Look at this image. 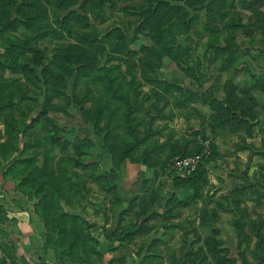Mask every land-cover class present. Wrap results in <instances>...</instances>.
<instances>
[{"label":"rangeland","instance_id":"1","mask_svg":"<svg viewBox=\"0 0 264 264\" xmlns=\"http://www.w3.org/2000/svg\"><path fill=\"white\" fill-rule=\"evenodd\" d=\"M0 62L37 264L40 196L92 264H264V0H0Z\"/></svg>","mask_w":264,"mask_h":264},{"label":"crops","instance_id":"2","mask_svg":"<svg viewBox=\"0 0 264 264\" xmlns=\"http://www.w3.org/2000/svg\"><path fill=\"white\" fill-rule=\"evenodd\" d=\"M2 172L0 169V260H5V264L11 262L7 252L10 248L16 264H37L36 260L41 258L37 252L41 251L43 241L33 222L31 203L27 200L28 207L24 203L19 207L7 198L1 187L4 182Z\"/></svg>","mask_w":264,"mask_h":264},{"label":"trees","instance_id":"3","mask_svg":"<svg viewBox=\"0 0 264 264\" xmlns=\"http://www.w3.org/2000/svg\"><path fill=\"white\" fill-rule=\"evenodd\" d=\"M0 66L4 67L5 65L0 62ZM3 94L0 91V122L1 124L6 128L7 131H9V126L13 130L12 122L14 123V105L7 99L3 100ZM8 111L6 115H3V112ZM16 149L10 148V151H15ZM128 149L126 151L124 156L128 154ZM9 149H7V144L4 142H0V160L3 161L5 157H7L10 153ZM36 153H34V156ZM33 159H24V161L31 162ZM26 178H28V175H25ZM29 179V178H28ZM28 182V181H27ZM50 188V186H48ZM46 197L40 196L38 205L41 207L42 212V218L45 224H48L49 227H52L56 232H58V238L53 239L54 245H47L53 248L54 252L56 254H60L65 256L68 259V262L72 264H92L90 257L91 252H93V246L90 244V241H93L89 237H83L79 236L77 232L68 231L70 233H65L63 226V219L62 217H65L63 213H59L56 211V214L58 215L59 219H55V217H52V213L50 212V209L48 210L47 206L49 204L47 203ZM48 238V237H47ZM46 241V240H45ZM47 243V242H45ZM89 244V247H88ZM9 258L11 261L13 260L12 256V250L8 249ZM0 264H5V260H0Z\"/></svg>","mask_w":264,"mask_h":264},{"label":"built area","instance_id":"4","mask_svg":"<svg viewBox=\"0 0 264 264\" xmlns=\"http://www.w3.org/2000/svg\"><path fill=\"white\" fill-rule=\"evenodd\" d=\"M198 158V155L176 158L171 164V169L182 175L190 174L196 168Z\"/></svg>","mask_w":264,"mask_h":264}]
</instances>
